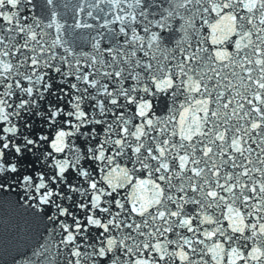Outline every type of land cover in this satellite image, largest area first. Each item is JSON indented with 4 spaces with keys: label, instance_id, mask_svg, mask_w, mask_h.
I'll return each mask as SVG.
<instances>
[{
    "label": "snow or ice",
    "instance_id": "obj_1",
    "mask_svg": "<svg viewBox=\"0 0 264 264\" xmlns=\"http://www.w3.org/2000/svg\"><path fill=\"white\" fill-rule=\"evenodd\" d=\"M12 206L0 264H264V0H0Z\"/></svg>",
    "mask_w": 264,
    "mask_h": 264
},
{
    "label": "water",
    "instance_id": "obj_2",
    "mask_svg": "<svg viewBox=\"0 0 264 264\" xmlns=\"http://www.w3.org/2000/svg\"><path fill=\"white\" fill-rule=\"evenodd\" d=\"M28 219L27 214L15 206L0 210V243H14L23 234L26 227L25 221Z\"/></svg>",
    "mask_w": 264,
    "mask_h": 264
}]
</instances>
